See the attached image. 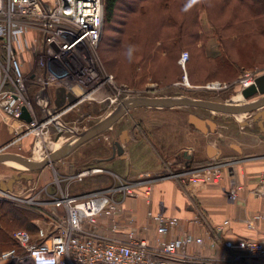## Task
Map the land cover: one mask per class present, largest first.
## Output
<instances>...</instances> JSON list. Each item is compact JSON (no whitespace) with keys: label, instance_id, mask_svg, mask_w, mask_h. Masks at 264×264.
<instances>
[{"label":"built area","instance_id":"obj_1","mask_svg":"<svg viewBox=\"0 0 264 264\" xmlns=\"http://www.w3.org/2000/svg\"><path fill=\"white\" fill-rule=\"evenodd\" d=\"M104 16V0H55L50 7H45L41 0H0V114L11 120H22L15 128L24 130L12 142L32 134L37 144L45 147V155L49 157L47 136L50 134V126L62 130L61 118L73 106L85 100L108 101L109 105L120 102L119 88H115L112 82L115 95H91L96 83L90 85L84 81L86 75L94 78L91 72L94 75L98 73L96 64L100 60L97 51L104 31ZM78 42L80 44L74 46ZM71 53L79 58L84 67L88 66L83 74L73 70L69 58ZM24 56L34 59V66L41 71L37 75L42 83L37 93V103L44 105L52 102L48 93L49 86L63 87L78 100L48 112L44 109L45 115L38 117L28 92L29 75L23 67ZM188 58L189 52L183 51L179 63L185 66ZM262 73L264 71L249 69L232 83H218L214 87L208 84L206 89H226L236 83L241 91L254 83ZM24 107L31 116L30 121L22 119ZM236 161L233 158L215 159L197 167L170 168L159 178L174 179L185 189L192 185L219 183L223 168H234ZM101 171L102 168L94 167L78 174ZM113 175V184L81 194L61 191L50 201L41 200L39 192L29 196L5 192L4 197L19 204L39 207L51 202L56 208H63L64 213H51L47 226L38 228L36 238L26 229L16 230L14 237L23 252L18 253L15 247L8 248L1 252L0 261L9 260L11 264H264V241L261 239L221 238L210 234L206 239L203 235L193 233L164 239L163 236L179 224L180 217L167 214L163 207L158 211L152 208L147 211L150 222L155 224L154 242H151L148 234L137 235L133 229V211H126L125 202L130 197L142 194L148 203L151 202L150 186L144 191L140 186L147 180L152 181V174L140 173L134 180L116 173ZM255 178L256 186L252 191L256 196L264 198V169ZM242 189L243 184L235 173L229 177V185L223 188L228 199L233 202L238 199ZM194 207L196 215L192 221H204L201 208L197 204ZM104 220L113 232L127 230L128 238L111 237L100 232L99 226ZM243 220L247 226L254 228L259 221L264 220V212H255ZM228 223L230 219H224L219 227ZM142 228L147 232L149 222ZM192 244L198 246L195 253L189 251ZM206 247L212 251L203 250ZM218 248L223 249V255L217 254Z\"/></svg>","mask_w":264,"mask_h":264},{"label":"crops","instance_id":"obj_2","mask_svg":"<svg viewBox=\"0 0 264 264\" xmlns=\"http://www.w3.org/2000/svg\"><path fill=\"white\" fill-rule=\"evenodd\" d=\"M41 1L45 7H50L55 2V0ZM199 44H201V41ZM208 44V54L215 55L219 52L218 40L215 37H212ZM209 47L213 51L210 49L208 52ZM24 59L23 67L29 75L28 92L33 100L37 116L42 118L45 115L44 109L47 112L53 110L58 102L63 103L66 100V96L59 87L49 86L48 93L52 98V102H46L44 105L37 103V93L42 87L37 75L41 71L34 66L31 58L24 56ZM177 95L167 93L151 95L150 97ZM218 96H216L218 99H215V97L213 100L225 101L223 99L219 100ZM237 100L241 101L242 99ZM85 104L88 106H103L102 115L94 124L104 120L115 108L97 101H87L82 105ZM190 108H196V110H190ZM130 111H133L130 124L120 132L115 140L108 142L110 146L91 145L92 141L98 139L97 137H100V135L105 137L107 132L118 126L121 123V118ZM72 112L73 110L62 116L63 130H58L54 125L50 126V134L47 138H49L50 154L54 157L51 162L46 161L47 157L43 153L41 145L36 143L33 145L35 136L32 134L10 143L19 135L20 128L16 129L15 127H18L22 120H11L5 117L4 114H0V148L6 145L0 150V154L12 157L18 156L25 160L30 159L35 164L41 163L37 168H30L13 160L14 158L1 161L0 198H6L3 195L5 192L17 193L22 191L29 193L26 190L27 184L25 183L28 181L34 183L30 188L31 191L35 189V184L40 181V185H43L42 187L46 189L47 193V196L45 195L42 198L40 194V198L43 201H50L54 192L50 190L51 188H49V192L47 185L52 182L51 178L56 169L65 171L68 178L73 179L82 176L78 174L82 170L100 167L103 169L101 172L108 174V180L110 181L114 180L113 174L115 173L134 180L139 177L140 173L150 172L153 180L144 182L140 189L144 191L143 189L150 186L151 202L148 203L143 194L130 197L125 202L126 211L128 209L133 211V229L136 230L137 235L148 234L151 242H154L156 236L155 224L150 222L147 211L150 208L153 211H158L163 207L167 214L180 217L179 224L172 227L163 236L164 239H170L184 233H193L203 235L206 239L210 234L221 238L238 239L248 237L264 241V220L259 221L254 228L247 226L243 220L255 212H264V198L256 196L252 191L256 186V175L264 169V104L256 110L238 113H214L205 108L187 104L134 106L99 133L86 139L76 147L70 148L78 137L77 133L84 131L83 129L75 130L74 127L67 124ZM191 113L202 118L210 117L214 113L213 120L216 123L214 129L212 130L209 124L207 125V131L197 128L189 119ZM88 128L86 127L85 130ZM121 136L125 139V144L121 145L120 148L116 145V142H120ZM35 154L39 157L33 156ZM227 158H233L237 161L234 168H223V175L219 183H209L203 186L192 185L185 189L174 179L159 178L160 175L170 169L169 167H197L211 160ZM80 166H84V168L81 169ZM79 169L81 170L78 171ZM93 173L83 176L92 175ZM232 173L237 174L243 184V189L240 190L239 197L234 202L228 199L223 190L224 186L229 185V177ZM38 191L36 190V192ZM40 191H42V188H40ZM194 204H197L203 211L204 221H192V218L196 215ZM42 205L49 206L51 213L54 211L64 213L63 208H56L51 202ZM41 206L32 208L42 211L44 209ZM51 213L49 216H51ZM227 218L230 219V223L220 228L219 225ZM41 220L47 225L50 219L48 221L44 218L34 219L38 228L44 226L39 224ZM148 222L149 229L146 232L142 226ZM107 226L106 220H104L99 226V231L111 237L128 238L127 230L113 232ZM197 250L198 246L190 245V252L195 253ZM203 250L212 251L207 247ZM217 254L223 255V249L218 248Z\"/></svg>","mask_w":264,"mask_h":264},{"label":"trees","instance_id":"obj_3","mask_svg":"<svg viewBox=\"0 0 264 264\" xmlns=\"http://www.w3.org/2000/svg\"><path fill=\"white\" fill-rule=\"evenodd\" d=\"M104 6V31L115 29L117 35H105L103 31L100 45L113 42L118 68L151 67V77L159 80L166 79L168 72L162 71V77H158L160 69L155 65L177 61L181 49L192 46L207 62L209 75L232 83L246 65L255 62L241 53L242 40L256 35L264 37V0H104ZM212 37L218 40L219 52L215 55L207 53ZM237 89L235 83L224 91ZM103 175L90 179L75 177L73 180L80 181L82 190L68 192L81 194L105 187L108 174ZM41 207L44 210L0 198V254L11 247L23 252L14 237L18 229H26L36 238L38 225L34 219L51 218L50 207ZM0 264L11 262L2 260Z\"/></svg>","mask_w":264,"mask_h":264},{"label":"rangeland","instance_id":"obj_4","mask_svg":"<svg viewBox=\"0 0 264 264\" xmlns=\"http://www.w3.org/2000/svg\"><path fill=\"white\" fill-rule=\"evenodd\" d=\"M104 33L105 35L108 34L110 36L117 35V33L115 32V29L109 30L105 28ZM242 41H243L242 43L243 48L241 50V53H243V55L246 58L254 59L255 62L254 64L246 65V67L240 72L239 76L242 75L244 71L249 70V69H256L258 71H264V63H262L264 59V37L256 35L255 37H252L250 40L249 38H244ZM250 42H253V43L250 44ZM210 49L211 48L209 47L208 52ZM186 50L189 52L190 58L186 60L185 66L179 63L180 56L177 58V61L170 62L169 60H167L165 64L163 65H159V66L155 65V67H158L160 69L158 73V77H162L160 74L162 71L168 72L166 79H170V81L167 82L166 79L159 80V79L152 78L151 77L152 73L150 70L151 67H145L146 70H144V67H143L144 65L138 66L135 69L131 67V70L129 68L127 69V67H123L122 69L118 68L117 62L115 61L118 57V54L114 50L113 42L100 45L97 51L98 60H100V62L99 64H96L97 65L96 70L98 73L97 74L95 73L94 75L91 72V69H89V71L91 72V75L94 76V78L90 79L89 82L93 81V83L98 84L92 89V91L93 90L97 91V89L102 88L105 93L109 95H115L116 90L112 88L111 85L113 84L115 88L116 87L119 88L117 90L118 92H120L118 93L120 102H118L117 104H110V105L107 104L108 101L103 102L104 104L112 108L118 106L125 99L131 98V97L161 95V94H167V93H172L174 95L183 94V95H188V96L196 97V98H209V99H213L219 95L218 96L219 100L221 99L227 100L228 98L232 96L235 97L236 99L241 98V94L237 93L238 90L224 91V89H220V90L214 91V90L206 89L207 88L206 85L212 82H218L221 85L225 84V82L220 81L221 79H218L208 74L207 69H206L208 67L207 62H205V60L201 57V54L195 47L190 46L189 48L185 47L181 49L180 55L183 51H186ZM211 50L213 51V49ZM69 58L70 60L75 58L76 65L83 66V63H81L78 60L79 58L77 59L76 55L71 53ZM194 61H195V66L193 68ZM31 62L33 63L34 59H32ZM29 67L30 65L28 66V68ZM81 71H82V74L83 72H85L84 67L81 68ZM130 71L134 73H131ZM104 76H106L107 79ZM102 77L104 80L102 79ZM207 77H210V79L207 80L206 79ZM96 78H101L103 82L101 83V79H96ZM200 80H203V81H200ZM97 86H100V87H97ZM215 99H218V98L216 97ZM87 101L88 100L80 102L71 108L73 109V112L71 113V117L69 118V123L67 124L69 126L74 127L75 130H82V129L85 130L86 127L88 128L91 125H93L94 122L99 119L100 115H102V108H103L102 105H95V106L94 105L88 106L87 104L82 105L84 102H87ZM190 110H196V108H190ZM131 116H133V111H130L129 113L125 114L121 118V123L118 126H116L114 129L112 128L109 132H107L105 134V137L103 135H102L103 137L101 135L100 137H97L98 139H95L94 141H92L91 145L110 146L108 142L109 141L112 142L113 140H115L116 137L120 134V132H122L125 129V127L128 126V124H130ZM35 143L37 144L36 138L34 137L33 145ZM42 150H43V153L46 154V151H44L45 150L44 146L42 147ZM31 154H32V151H31ZM33 156H35L36 158L37 156L39 157V155L37 154ZM80 167H82L81 169L84 168V166H80ZM169 168L173 169L172 167H169ZM81 169H79L78 171H80ZM104 173L105 172L93 173L92 175H86V176L82 175V176H78V178L80 177L87 178V179H90L92 177L99 178V177L104 176L103 175ZM51 180L52 182L47 185V190L49 191V188H51L50 190L54 192L53 196L59 195L61 191L64 193L71 194L68 192V190L70 191L72 189L82 190L81 184L79 183L80 181L75 180V179L73 180L72 178H68L65 171H59L56 169L55 174L53 175ZM105 182H106L105 183L106 185L113 184L115 182V179L113 181L108 180ZM25 184H27L26 190H28L29 193H25L22 191L17 192L21 196H29V194L31 195L33 192H36V190H39L38 192H40L41 198L44 197L45 195L47 196V193L45 191L46 189L42 187L43 185H40V181H38L35 184L36 185L35 189L31 191H30V188L33 186L34 183L28 181ZM40 188H42V191H40ZM44 220L46 219L44 218ZM46 221H48V219ZM39 224L41 226L43 225L47 226L46 224L43 223V220L39 221Z\"/></svg>","mask_w":264,"mask_h":264},{"label":"water","instance_id":"obj_5","mask_svg":"<svg viewBox=\"0 0 264 264\" xmlns=\"http://www.w3.org/2000/svg\"><path fill=\"white\" fill-rule=\"evenodd\" d=\"M59 89L63 93H65V96L68 102L67 104H65L64 102L59 103L57 100L58 102L57 106L60 107L64 104H65L64 106L66 105L68 106V105L75 103L78 100V98L73 93L66 91L65 88L60 87ZM240 93H241V96L243 97L241 101H238L233 96L228 98L225 101H218V100H213L209 98H196V97H191V96L183 95V94L182 95L179 94L177 96H169V97H165V96L144 97L142 96V97L131 98L130 100L125 101L124 103H121L118 106H116L114 110L104 120H101L95 123L90 128L82 132H78L77 133L78 137L71 144L70 148L76 147L77 145L85 141L86 139L99 133L106 126L114 123L117 119L123 116L129 109L133 108L134 106H141V105L174 106L177 104H187L191 106L202 107L207 110L213 111L214 113L215 112L238 113V112L256 110L258 107L264 104V73L257 76L255 79V82L243 88ZM214 113H212L211 116L207 118H202L194 113H191L189 115V119L191 122L195 124L197 128H199L202 131H207L208 124L210 125V128L213 130L216 124L215 121L213 120V118L215 117ZM22 118L26 119L27 121L31 120V116L28 113L26 107L23 108ZM19 134L20 135L23 134V129L19 131ZM123 144H125V139L121 136L120 142H116V145L120 147ZM4 147H6V145L1 147L0 150H2ZM8 158H14L13 160L17 161L18 163L24 166L30 167V168H34V167L37 168V166L41 164V163H38V164L32 163L30 159L25 160L24 158H21L18 156L12 157L10 155L0 154V162ZM53 159L54 157L50 154L49 157H47L46 161L51 162Z\"/></svg>","mask_w":264,"mask_h":264},{"label":"bare ground","instance_id":"obj_6","mask_svg":"<svg viewBox=\"0 0 264 264\" xmlns=\"http://www.w3.org/2000/svg\"><path fill=\"white\" fill-rule=\"evenodd\" d=\"M79 44H80V42L76 43L74 46H78ZM77 61H78V60H77ZM71 64H72V66H73V70H74V71H78L79 73H82L81 68L84 67V66L76 65V59H75V58H73V59L71 60ZM86 68H88V66H85V67H84V70H85V71L87 70ZM88 74H89V73H88ZM90 79H92V78L89 77L88 75H86L84 81L86 82V80H87L86 83H90V85L95 84V83H93V81H92V82H89ZM101 83H102V82H101ZM96 85H98V84H96ZM96 85H95V86H96ZM95 86H94V87H95ZM210 86H212V87H214V86H218V82H212V83H210ZM94 87H93V88H94ZM206 87H209V86L206 85ZM92 93L95 94V95H102V94H105V92L103 91L102 88L97 89V91H94V90H93V91H91V95H92ZM136 97H142V96H136ZM144 97H150V96H144ZM131 98H135V97H131ZM131 98L125 99L122 103H124L125 101L130 100ZM88 101H89V100H88ZM82 102H83V101H82ZM77 104H78V103H77ZM73 107H74V106H73Z\"/></svg>","mask_w":264,"mask_h":264}]
</instances>
